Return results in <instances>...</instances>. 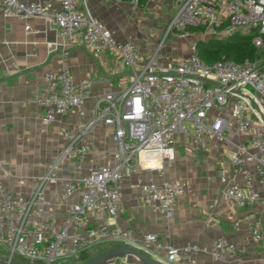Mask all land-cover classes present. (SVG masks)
<instances>
[{"label":"built area","instance_id":"1","mask_svg":"<svg viewBox=\"0 0 264 264\" xmlns=\"http://www.w3.org/2000/svg\"><path fill=\"white\" fill-rule=\"evenodd\" d=\"M175 1L153 54L140 63L138 44L117 40L76 0H0L4 17H42L68 47L95 56L108 54L116 72L125 68L128 72L117 89L99 98L86 122L75 130H58L66 143L32 191L10 190L3 182L8 171L0 170V246L11 259L16 254L27 261L51 264L58 259H77L94 246L107 243L161 250L165 264H196L199 245L176 246L156 232L137 238L131 227L121 223L90 224L87 219L88 212L106 211L117 216L123 211L121 184L136 168L163 176V164L176 155L178 135L191 136L195 147L204 139L222 147L227 168L219 174V199L234 208L264 205V57L257 52L254 58L240 61L206 62L196 52L198 40L228 36L240 27L256 29L252 43L264 48V0ZM139 2L130 0L134 6ZM172 35L182 39L193 35L197 40L189 42L187 56L156 61L162 56L163 43ZM66 55L64 50L60 66L44 73L46 92L31 98L42 108L39 118L46 125L73 110L83 115L91 92V81L72 78L63 63ZM100 121L113 128L111 140L116 149L107 163L87 173L76 169L61 179L58 196L66 204L67 214L60 226L48 225L43 215L52 197L44 184L58 180L55 172L61 165L84 159L92 148L87 134ZM136 186L166 216L189 188L182 181L151 179L138 180ZM79 188H83L80 200L68 203ZM243 219L253 242L264 241L257 217L248 213ZM234 250V242L219 234L209 252L213 259L224 260Z\"/></svg>","mask_w":264,"mask_h":264},{"label":"crops","instance_id":"2","mask_svg":"<svg viewBox=\"0 0 264 264\" xmlns=\"http://www.w3.org/2000/svg\"><path fill=\"white\" fill-rule=\"evenodd\" d=\"M76 1L81 9L86 6L93 16L112 31L117 40H133L138 44L140 63L151 57L163 27H154L148 21L146 36L149 41H146L136 24L141 9L138 10L130 0ZM148 2L153 4V0ZM167 2L166 20L176 1ZM25 25H29V28L25 29ZM184 39L175 35L167 38L165 42H168H164L160 50L162 56L155 60L180 58L184 57L183 53L189 54ZM64 50H67V55L63 63L69 68L72 78L75 81H91V92L84 104L83 115L73 110L46 125L39 118L42 108L31 98L34 94L46 92L43 75L60 66L59 58ZM126 73V68L120 72L114 70L113 59L108 54L95 56L81 48L68 47L66 40L46 19L39 16L25 20L4 17L0 6V170L4 168L8 171L3 178L5 186L24 193L32 191L66 143L58 130H75L79 124L86 122L97 108L99 98L117 89ZM112 132L113 128L102 121L95 124L87 134L92 141V148L84 159L61 165L55 172L58 180L44 184L46 193L52 197L43 215L48 225L60 226L67 214L66 204L58 196L61 179L76 173V169L87 173L92 167L107 163L116 149L111 140ZM176 142V155L163 164V176L136 168L121 184L123 211L117 216L106 211L88 212V222H118L131 227L137 238L147 232H156L160 237L166 236L165 239L176 246L199 245L201 250L196 256V264H264V241L253 242L247 222L243 219L246 214L252 213L264 229V205L234 208L219 199V174L227 168V158L221 146L204 139L195 147L191 136L185 135H178ZM149 179L182 181L189 185L188 190L177 198L169 216L158 208L156 202L143 196L136 186L138 180ZM82 190L79 188L73 193L68 203L79 201ZM216 198L218 201L214 202ZM219 234H225L235 244V250L224 260L213 259L209 252ZM111 246L114 245L106 243L93 248ZM137 247L163 259L161 250ZM5 256L8 257L6 253ZM113 264L136 263L121 258Z\"/></svg>","mask_w":264,"mask_h":264},{"label":"trees","instance_id":"3","mask_svg":"<svg viewBox=\"0 0 264 264\" xmlns=\"http://www.w3.org/2000/svg\"><path fill=\"white\" fill-rule=\"evenodd\" d=\"M255 33L256 29L249 33H241L236 30L225 38L198 40L196 52L206 62H214L219 59L240 61L245 57L254 58L257 55V48L252 43V36ZM88 257V253L83 252L77 259L83 261ZM15 260L24 259L16 258Z\"/></svg>","mask_w":264,"mask_h":264},{"label":"rangeland","instance_id":"4","mask_svg":"<svg viewBox=\"0 0 264 264\" xmlns=\"http://www.w3.org/2000/svg\"><path fill=\"white\" fill-rule=\"evenodd\" d=\"M168 2L167 0H153V4H151L150 2H148V0H140L139 4L137 5L138 10L141 9V15L136 17V24L138 25V28H141L142 32V37L146 38L147 40V29H148V25L147 22H152L153 26H159V27H163V25L165 24L166 18H165V13L167 12V6ZM151 24V25H152ZM152 29V28H151ZM154 31V30H153ZM238 31H240L241 33H249L251 31L250 28L247 27H240L238 29ZM227 36L221 37V38H225ZM209 38H212L210 36H206L204 39L207 40ZM160 39V38H159ZM157 40V43L160 40ZM187 46L189 44L190 41L192 40H197V37H193V35L191 37L185 38L184 39ZM204 40V41H205ZM168 41H166L165 43H167ZM165 45V44H164ZM163 48V46H162ZM257 52L259 53V57H264V48H257ZM184 57L187 56L188 54L183 53ZM109 247H104V248H93L92 250H90L88 252L89 256H93L105 249H107ZM5 253L7 254L6 248L0 246V259H5ZM14 259L19 258V259H23L18 255H14L13 256ZM80 261L78 259H58L55 260L53 262H51V264H77Z\"/></svg>","mask_w":264,"mask_h":264},{"label":"water","instance_id":"5","mask_svg":"<svg viewBox=\"0 0 264 264\" xmlns=\"http://www.w3.org/2000/svg\"><path fill=\"white\" fill-rule=\"evenodd\" d=\"M125 259L128 262L136 264H165L161 259L150 255L147 251L124 244L111 246L93 256H89L77 264H113L119 259ZM0 264H38L33 261L15 260L8 256L0 259Z\"/></svg>","mask_w":264,"mask_h":264}]
</instances>
